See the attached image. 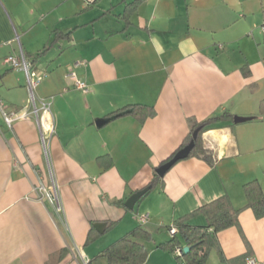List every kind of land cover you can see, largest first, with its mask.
<instances>
[{
  "label": "crops",
  "instance_id": "0c3cea01",
  "mask_svg": "<svg viewBox=\"0 0 264 264\" xmlns=\"http://www.w3.org/2000/svg\"><path fill=\"white\" fill-rule=\"evenodd\" d=\"M135 1L0 0V104L19 111L30 99L26 74L8 57L22 52L48 73L35 95L52 100L50 155L65 209L57 215L33 192L49 182L36 123L9 129L0 108V264H107L96 258L138 227L153 237L145 264H186L161 249L171 227L224 196L241 214L239 227L217 235L222 257L264 262V218L246 208L244 193L254 181L264 191V0H145L126 21ZM58 33L67 36L53 44ZM71 71L88 94L67 79ZM128 106L151 107L155 116L104 123ZM225 114L233 120L201 138L213 164L178 162L126 208L183 145L190 120ZM188 224L208 226L204 216ZM91 232L97 238L88 244ZM220 261L213 249L207 264Z\"/></svg>",
  "mask_w": 264,
  "mask_h": 264
},
{
  "label": "trees",
  "instance_id": "16d2710c",
  "mask_svg": "<svg viewBox=\"0 0 264 264\" xmlns=\"http://www.w3.org/2000/svg\"><path fill=\"white\" fill-rule=\"evenodd\" d=\"M145 0H136L131 5L126 7L125 15L122 17L126 21L130 16L136 11L138 6L142 4ZM67 35L57 34L55 41L56 43L60 39L66 37ZM48 48L40 52L38 57H42ZM26 57V56H25ZM32 62L31 64H35ZM261 112L264 113V103L261 105ZM132 116L139 120L140 122H145L147 119L155 116V111L151 107L145 106H128L115 113L110 114L104 123L107 124L113 120ZM227 120H233L230 114H225L221 117H215L209 119L205 122L198 123L194 120L189 121L190 132L183 145L170 157L169 161L172 160L181 150L186 148L193 141V134L196 130H200L197 139L195 140V146L189 157H202L204 160L213 164V160L208 158L201 144L202 134L207 131L210 127L219 125ZM106 161V158H100L99 161L102 163ZM109 166V165H108ZM164 178H160L157 174L154 175L152 182L149 187H151V192L154 190ZM149 192L147 194H149ZM244 193L247 198V209H251L255 216L260 219L264 218V191L257 181L250 182L244 186ZM241 210H236L233 208L230 198L224 196L222 198L216 199L211 203L205 204L197 209L190 215L175 221L173 227H177L179 230L180 237L174 236L172 239L161 245V249L168 252L174 256V252L177 248L183 249L182 243L188 246L191 250L184 256H175L176 261L184 260L186 264H207L210 252L213 249H217L221 261L220 264H245V259L249 255H243L234 259L227 260L222 257L219 243L217 241V235L229 228L239 227V216ZM204 216L207 219L208 226L195 228L188 224L190 219ZM113 225H111L112 227ZM97 237L91 232L88 237V244L95 241ZM153 241L152 235L143 229L138 227L132 232L127 234L122 239L116 241L110 247H108L104 252H102L96 260L105 259L107 264H145L149 257V252L147 250L146 244Z\"/></svg>",
  "mask_w": 264,
  "mask_h": 264
},
{
  "label": "built area",
  "instance_id": "2783aa9c",
  "mask_svg": "<svg viewBox=\"0 0 264 264\" xmlns=\"http://www.w3.org/2000/svg\"><path fill=\"white\" fill-rule=\"evenodd\" d=\"M94 1L95 0H88V3H93ZM261 30L264 34V23ZM6 63L9 64L12 69H20L26 74L30 99L28 105L19 111H9L3 104H0L4 123L9 129L13 128V126L19 121L31 120L36 123L40 133L43 154L49 171V182L41 183L33 189V192L38 202L42 204H50L54 212L57 215L62 216L65 213V209L53 171L50 155V144L57 131L55 116L52 110V100H40L35 95L36 88L48 77V73L38 72L37 69L26 60L22 52L19 57H8ZM67 79L71 81L76 90L81 91L83 94H88L90 92V86L79 79L76 72L71 71L67 75ZM142 221H144V219ZM169 233L174 237L179 233V230L177 227H171ZM174 256H183V249L177 248L174 252ZM85 264L89 263L86 261ZM245 264H264V262L259 260L256 256L249 255L245 259Z\"/></svg>",
  "mask_w": 264,
  "mask_h": 264
},
{
  "label": "water",
  "instance_id": "95a60500",
  "mask_svg": "<svg viewBox=\"0 0 264 264\" xmlns=\"http://www.w3.org/2000/svg\"><path fill=\"white\" fill-rule=\"evenodd\" d=\"M251 119H246V118H241V117H235L234 118V123L236 124H240V123H244L247 122ZM199 129L196 130L193 134V141L183 150H181L172 160L168 161L167 163H165L163 166H161L160 168H158L156 170V174L157 176H159L160 178H164L165 175L167 174V172L169 170H171V168L173 166H175L178 162L185 160L187 158H189L192 150L194 149L195 146V140L198 137L199 134ZM151 190V187H147L145 189H143L142 191H139L138 193L134 194L125 204L126 208L129 210H133L135 205L144 197L147 195V193ZM190 248L189 247H185L183 249V256L186 255L187 253L190 252Z\"/></svg>",
  "mask_w": 264,
  "mask_h": 264
}]
</instances>
